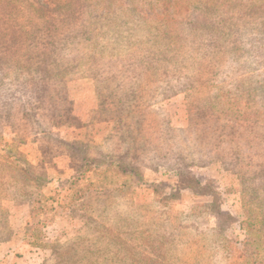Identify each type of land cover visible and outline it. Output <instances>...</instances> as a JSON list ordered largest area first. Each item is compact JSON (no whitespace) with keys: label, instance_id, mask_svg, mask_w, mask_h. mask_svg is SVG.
Here are the masks:
<instances>
[{"label":"rangeland","instance_id":"374dc122","mask_svg":"<svg viewBox=\"0 0 264 264\" xmlns=\"http://www.w3.org/2000/svg\"><path fill=\"white\" fill-rule=\"evenodd\" d=\"M261 4L0 0V264L256 263L262 166L221 155L264 66L209 67L190 29Z\"/></svg>","mask_w":264,"mask_h":264},{"label":"trees","instance_id":"16d2710c","mask_svg":"<svg viewBox=\"0 0 264 264\" xmlns=\"http://www.w3.org/2000/svg\"><path fill=\"white\" fill-rule=\"evenodd\" d=\"M59 7H67V5L65 3H60ZM248 8L249 10H246L237 18L228 15L224 16L225 12L220 11L219 8H210L211 12L209 14L211 17L206 20H201L198 23L199 27H192L190 29L196 33L195 39L198 41L199 46L205 48L202 54L196 53L194 59L198 60L204 58L209 61V67H212L214 64L220 68V70L223 68L222 60L227 57L230 58L229 61H231V63H242L243 66H247L248 70L260 69L263 67L264 4L251 5ZM54 30L58 31L57 28L52 29V31ZM51 45L53 44L51 43ZM216 49L220 50V55L218 57L215 53ZM157 56L159 55L157 54ZM216 57L218 59H216ZM20 64L21 63L17 62L18 70L15 71V73L23 70ZM223 72L228 71L225 69ZM63 74L64 73L60 75ZM8 77L9 75L1 73L0 85H3L2 81L10 79ZM244 88L253 94V97L249 98L247 101V105L251 108V111L245 114L240 111L234 113L230 109H226L232 112L226 114H228V116L234 115L237 117V121L234 125L228 122L224 125V134L226 138L222 146L228 147V150H226L221 157L227 166L248 162L254 164L256 167L262 166L260 173H264V161L259 162V160L253 159L255 154L253 151L254 148L261 151L260 159L264 157V79L255 82L253 85L245 86ZM161 92L162 91L157 95L163 96ZM165 92L166 91H164V93ZM13 97L14 95L12 94L11 97L5 101L6 104L2 107L5 110L0 112V117L7 118V120L12 118ZM27 101H22L21 99L20 103ZM2 144V139H0V145ZM261 176L264 178V174ZM255 178H259L257 172L252 177V179ZM192 180L197 183V186L189 185L193 189H197L203 194H214L216 197L220 196L218 190L212 186V183L210 186L207 184L202 185L196 178ZM255 249V254L252 257L253 262L254 260L256 261L254 264H264V255H262L261 247L257 246Z\"/></svg>","mask_w":264,"mask_h":264}]
</instances>
